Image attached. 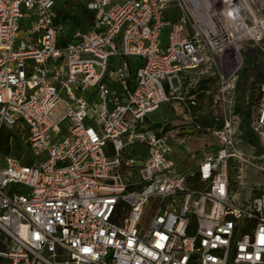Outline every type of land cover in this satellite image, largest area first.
Listing matches in <instances>:
<instances>
[{
    "label": "built area",
    "instance_id": "1",
    "mask_svg": "<svg viewBox=\"0 0 264 264\" xmlns=\"http://www.w3.org/2000/svg\"><path fill=\"white\" fill-rule=\"evenodd\" d=\"M66 1L0 0V264H264V0Z\"/></svg>",
    "mask_w": 264,
    "mask_h": 264
},
{
    "label": "rangeland",
    "instance_id": "2",
    "mask_svg": "<svg viewBox=\"0 0 264 264\" xmlns=\"http://www.w3.org/2000/svg\"><path fill=\"white\" fill-rule=\"evenodd\" d=\"M63 9L65 10L66 14H68V18L74 20V25L72 32L74 31H86L89 28V18H87V15L84 13V11L81 9V4L79 0H67L66 3L63 5ZM264 78V64L263 62H257L255 63V60L251 56H247L246 59V68L242 74V80L239 87L238 92V109L240 111L244 108L246 111L249 112L251 110L252 106V92L253 88L257 86L262 79ZM210 90V88L206 87L205 91ZM204 102L206 99L204 98ZM243 111V110H242ZM170 116V117H169ZM165 118V125L168 124L167 129L169 131L176 130L175 128L183 126L185 123H187L186 115L184 114L182 108L179 105H174L173 107L164 106L162 108V112L160 114L155 115V119L157 121H163ZM250 132V129H243L240 132V135L238 136V142L243 145V143H250L251 145L249 148H253L257 151V156H260L261 150L259 149V146L256 144V141L253 138V142L251 143L252 139H248V134ZM207 139L206 138H197L195 141H192L186 148L184 149V152L187 157H189V163H195L197 162V158L193 159L194 154L196 157L199 158V156L203 153L202 146L205 143ZM20 148V150H18ZM15 149H17V154H22V152L26 151L22 145V143H17L15 146ZM173 155H172V161L178 163L180 159H183L184 156L177 152V150L173 147ZM198 152V153H196ZM259 178V177H258Z\"/></svg>",
    "mask_w": 264,
    "mask_h": 264
},
{
    "label": "trees",
    "instance_id": "3",
    "mask_svg": "<svg viewBox=\"0 0 264 264\" xmlns=\"http://www.w3.org/2000/svg\"><path fill=\"white\" fill-rule=\"evenodd\" d=\"M87 18H89V25H91V17H89L87 15ZM204 89H206V87ZM240 109H239V111H240ZM242 110L240 111V114L243 118L241 130H243V129L249 130L250 129V125H249L250 114L248 111H246V109L243 108ZM196 123H197V125H201V126L206 127V128L212 127V125L210 124L208 119H202L200 121H197ZM252 137L254 138V140L256 141V144L258 145L256 137L254 136V134L250 130V132L248 134V139H250V138L252 139L251 143L254 141ZM253 143H255V142H253ZM250 145H251L250 143H246V142L243 143L244 147H249ZM0 147H1V152H2L3 156H8L9 152H10V150H9V135L8 134L7 135H5V134L1 135Z\"/></svg>",
    "mask_w": 264,
    "mask_h": 264
},
{
    "label": "crops",
    "instance_id": "4",
    "mask_svg": "<svg viewBox=\"0 0 264 264\" xmlns=\"http://www.w3.org/2000/svg\"><path fill=\"white\" fill-rule=\"evenodd\" d=\"M175 148V147H174ZM176 150H177V152H179V153H181L183 156H184V158L183 159H180V160H184V161H186L187 162V164H188V166H192V165H194V163H189V157H187L186 156V154H185V152L184 151H179L177 148H175Z\"/></svg>",
    "mask_w": 264,
    "mask_h": 264
}]
</instances>
